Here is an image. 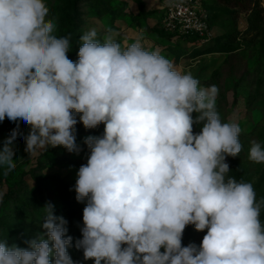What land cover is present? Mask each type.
Returning <instances> with one entry per match:
<instances>
[{"label":"clouds","instance_id":"clouds-1","mask_svg":"<svg viewBox=\"0 0 264 264\" xmlns=\"http://www.w3.org/2000/svg\"><path fill=\"white\" fill-rule=\"evenodd\" d=\"M56 31L46 0H0V122L16 124L0 149L3 174L16 168L18 137L29 159L56 147L78 155L77 123L103 124L83 140L74 189L86 201L74 244L83 261L264 264V198L229 175L241 128L222 120L219 88L140 40L121 44L95 28L80 35L74 62L70 37ZM248 159L264 164V146L253 141ZM41 209L43 231L26 247L0 240V264H82L68 252V221L51 201ZM190 225L206 230L199 245L182 243Z\"/></svg>","mask_w":264,"mask_h":264},{"label":"rangeland","instance_id":"rangeland-1","mask_svg":"<svg viewBox=\"0 0 264 264\" xmlns=\"http://www.w3.org/2000/svg\"><path fill=\"white\" fill-rule=\"evenodd\" d=\"M213 33L211 44L199 45L191 40L169 34L163 29L162 17L166 0H46L50 18L57 23L56 35L69 36V55L77 56L79 37L95 28L98 36L114 33L121 44L140 40L148 50H159L171 59L178 70L192 74L202 86L219 88L217 110L222 120L234 119L241 128L242 151L236 158L228 157L229 175L251 182L257 198H264V164L248 159L251 143L264 146V0H201ZM182 36V35H181ZM76 61V60H72ZM16 124L0 122V149ZM23 132L28 127L20 124ZM77 143L83 151L78 155L61 147L29 159L25 141L15 142L16 168L6 176L0 167V240L26 247V241L42 232V207L47 201L55 206V214L68 221L73 246L68 248L74 260L82 264V252L75 241L82 238V214L85 202L75 199L77 172L87 162L88 149L83 140L88 135H102L104 125L85 129L76 125ZM264 217V210L261 212ZM204 232L188 226L182 243L199 245Z\"/></svg>","mask_w":264,"mask_h":264},{"label":"built area","instance_id":"built-area-1","mask_svg":"<svg viewBox=\"0 0 264 264\" xmlns=\"http://www.w3.org/2000/svg\"><path fill=\"white\" fill-rule=\"evenodd\" d=\"M162 25L174 34L195 37L199 45L214 37L201 0H166Z\"/></svg>","mask_w":264,"mask_h":264},{"label":"trees","instance_id":"trees-1","mask_svg":"<svg viewBox=\"0 0 264 264\" xmlns=\"http://www.w3.org/2000/svg\"><path fill=\"white\" fill-rule=\"evenodd\" d=\"M164 29V28H163ZM165 30V29H164ZM166 31V30H165ZM167 33H169V34H172V35H175L174 33H172V32H169V31H166ZM175 36H177V37H180V38H184L185 40H191V41H193V42H196L197 43V39L195 38V37H189V36H181V35H175ZM212 42H214L213 40L212 41H210L209 43L211 44ZM208 44V43H207ZM69 58L71 59V60H77L78 59V57H76V56H73V55H69ZM261 220L262 221H264V217H261Z\"/></svg>","mask_w":264,"mask_h":264}]
</instances>
